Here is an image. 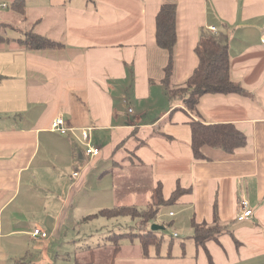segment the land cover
<instances>
[{
	"label": "crops",
	"instance_id": "1",
	"mask_svg": "<svg viewBox=\"0 0 264 264\" xmlns=\"http://www.w3.org/2000/svg\"><path fill=\"white\" fill-rule=\"evenodd\" d=\"M165 3L177 5L172 87L198 66L203 27L228 35L230 74L246 94H206L197 117L243 131L247 144L233 153L206 145L207 159L194 157L193 115L165 91L169 52L156 34ZM0 10V29L22 31L0 32L9 39L0 43V264H75L87 252L96 264L97 247L127 224L100 210L147 208L159 184L164 198L190 190L147 226L169 229L161 256L121 251L109 263L264 264V0H0ZM32 30L61 46L17 42ZM60 115L75 131L51 128ZM83 128L100 154L76 141L77 153ZM216 221L225 231L198 245L195 226ZM39 228L48 236L33 235Z\"/></svg>",
	"mask_w": 264,
	"mask_h": 264
},
{
	"label": "trees",
	"instance_id": "2",
	"mask_svg": "<svg viewBox=\"0 0 264 264\" xmlns=\"http://www.w3.org/2000/svg\"><path fill=\"white\" fill-rule=\"evenodd\" d=\"M21 3L23 2L20 1L17 4H19L18 9L23 13V4ZM176 13L177 5L165 3L162 4L156 18L157 44L159 47L166 48L169 52V64L165 69V91L167 96L169 100L180 98L187 110L186 112L193 115L190 121L193 132L191 147H193L196 159H207L202 153V148L206 145L233 153L235 149L246 146L247 135L235 124L205 123L200 117H197L199 116L198 103L206 94H246V90L232 79L230 74L231 60L228 35L224 31L217 30V32H213L203 27L195 46L199 61L198 66L191 73L189 79L179 86L172 87L171 75L175 66L174 52L177 42ZM8 42V37L0 34V43ZM17 42L28 49L59 48L61 46V43L44 37L33 30L25 32L23 37L18 38ZM155 190L156 192L147 208L123 205L100 210L99 213L107 218L123 215H130L132 218L139 217L141 219L140 223L143 225L138 233L124 232L110 235L109 242L114 247L113 256L118 255L121 249V241L124 238H130L132 241L139 240L144 257H153L152 253L161 256L162 245L166 238L165 234L162 230H151V227L147 226L152 223L163 206L174 204L182 194L190 190L179 185L169 198H164V195H162L160 184ZM224 231V225L222 226L218 221L213 225L207 223L197 224L194 229V239L198 245H204L210 239H218ZM172 248V243H170L168 253L172 252ZM75 264H94V262L92 260L79 261L77 259Z\"/></svg>",
	"mask_w": 264,
	"mask_h": 264
},
{
	"label": "rangeland",
	"instance_id": "3",
	"mask_svg": "<svg viewBox=\"0 0 264 264\" xmlns=\"http://www.w3.org/2000/svg\"><path fill=\"white\" fill-rule=\"evenodd\" d=\"M6 1H9V0H6ZM4 9H6V8H4ZM3 10H0V11H3ZM6 10H10V9L8 8ZM16 26H18V25H16ZM0 32L3 33V34L5 33L9 38H17L19 35L22 34V31H20V29L15 30L14 28H11L9 26H3L0 29ZM139 207L143 208L144 205H141ZM130 218H131L130 215L119 216L118 219H121L123 221L126 220L127 224L124 223L123 227L118 226L117 230L118 231L121 230L122 231L121 233H124L126 231L138 233V231L141 230V228L139 227L140 224H141L140 223L141 219H138V224L133 225V226H129L130 222L132 221ZM149 227H152V225H150ZM168 231H169L168 227H166V229L162 230V232L165 234L166 238L169 236ZM178 240H180V239L179 238H175L176 242ZM101 243H102L101 246L97 247V249H96V252L98 253V255H96V257H97L96 264H111V263H109V260H110V258L112 256L113 252H114V249H113L114 247H113L112 244H110V242L108 244L106 242H101ZM123 244H125V245L124 246H120L121 249H120L119 253L122 251L121 254H124V255H125V253H127V254L128 253H130V254L131 253H136V252H138L139 249H142L139 246L140 245L139 240L134 243V242H132L130 240L125 239ZM82 258L86 259V260H89L91 258L89 252H87V255H83ZM24 262H26L27 264H32V261L30 259H27Z\"/></svg>",
	"mask_w": 264,
	"mask_h": 264
},
{
	"label": "built area",
	"instance_id": "4",
	"mask_svg": "<svg viewBox=\"0 0 264 264\" xmlns=\"http://www.w3.org/2000/svg\"><path fill=\"white\" fill-rule=\"evenodd\" d=\"M210 30L213 32H216V29L214 27H211ZM261 42H262V45H264V33L261 36ZM51 123H52L51 128L54 131H56L62 135L68 134L70 131H75V129L69 125V123L64 118V116L60 115V116L54 118ZM90 131H91V128H83L81 130V135H80L81 138L79 136L75 137L73 139V143H74V146L76 148L77 153H78L77 149L80 145L77 142L84 143L85 144L84 152L81 151L80 153H85L88 157H93L95 155L100 154L101 150L99 147L90 144ZM72 174L74 177L79 176V169L78 168L74 169ZM241 198H242L240 200L241 211L238 212L237 216L240 220H246V219H249L251 217V215L253 214V211H252V208H250L249 201L245 198V196L242 195ZM171 214H173V213H171ZM33 235H36V236L40 235L41 237H47L48 236L47 232L41 230L40 228L35 229L33 232ZM177 235L178 234H176L175 236H177Z\"/></svg>",
	"mask_w": 264,
	"mask_h": 264
},
{
	"label": "water",
	"instance_id": "5",
	"mask_svg": "<svg viewBox=\"0 0 264 264\" xmlns=\"http://www.w3.org/2000/svg\"><path fill=\"white\" fill-rule=\"evenodd\" d=\"M152 229L153 230H163L164 226L155 222V223L152 224L151 230Z\"/></svg>",
	"mask_w": 264,
	"mask_h": 264
}]
</instances>
